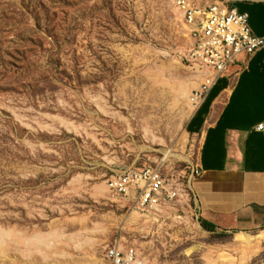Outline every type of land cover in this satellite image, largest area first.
I'll use <instances>...</instances> for the list:
<instances>
[{
  "label": "rangeland",
  "instance_id": "rangeland-1",
  "mask_svg": "<svg viewBox=\"0 0 264 264\" xmlns=\"http://www.w3.org/2000/svg\"><path fill=\"white\" fill-rule=\"evenodd\" d=\"M188 35L169 0H0V264H116L111 250L264 264V226L216 229L195 207ZM144 168L187 198L154 212L110 192L112 176Z\"/></svg>",
  "mask_w": 264,
  "mask_h": 264
},
{
  "label": "crops",
  "instance_id": "crops-1",
  "mask_svg": "<svg viewBox=\"0 0 264 264\" xmlns=\"http://www.w3.org/2000/svg\"><path fill=\"white\" fill-rule=\"evenodd\" d=\"M233 6L264 38V0ZM195 101L188 98L185 128L200 140L191 187L199 219L223 230L264 226V132L257 130L264 125V47L234 78L217 80Z\"/></svg>",
  "mask_w": 264,
  "mask_h": 264
},
{
  "label": "built area",
  "instance_id": "built-area-1",
  "mask_svg": "<svg viewBox=\"0 0 264 264\" xmlns=\"http://www.w3.org/2000/svg\"><path fill=\"white\" fill-rule=\"evenodd\" d=\"M169 1L181 13L188 28L192 41L191 60L203 78L201 89L195 95L202 99L217 80L234 78L264 47V38L251 31L248 14L239 12L234 6L216 3L198 7L191 0ZM257 130L264 132V125H258ZM107 186L116 196L134 197L133 203L143 211L166 210L187 198L178 184L168 181L153 168L115 174L107 181ZM110 255L116 264H136L138 260L134 250L124 254L111 250Z\"/></svg>",
  "mask_w": 264,
  "mask_h": 264
},
{
  "label": "bare ground",
  "instance_id": "bare-ground-1",
  "mask_svg": "<svg viewBox=\"0 0 264 264\" xmlns=\"http://www.w3.org/2000/svg\"><path fill=\"white\" fill-rule=\"evenodd\" d=\"M196 77H198V76H196ZM199 78H201V76H199ZM201 83H203V78H201V81L199 82V86H201ZM194 97H195L196 100H198V102L202 101V97H200V96H194Z\"/></svg>",
  "mask_w": 264,
  "mask_h": 264
},
{
  "label": "trees",
  "instance_id": "trees-1",
  "mask_svg": "<svg viewBox=\"0 0 264 264\" xmlns=\"http://www.w3.org/2000/svg\"><path fill=\"white\" fill-rule=\"evenodd\" d=\"M207 223V222H206ZM208 224V223H207ZM209 226L213 227L211 224H208ZM214 228V227H213Z\"/></svg>",
  "mask_w": 264,
  "mask_h": 264
}]
</instances>
